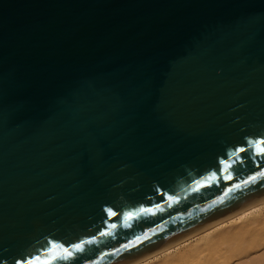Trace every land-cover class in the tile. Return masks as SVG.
Segmentation results:
<instances>
[{
	"label": "water",
	"instance_id": "95a60500",
	"mask_svg": "<svg viewBox=\"0 0 264 264\" xmlns=\"http://www.w3.org/2000/svg\"><path fill=\"white\" fill-rule=\"evenodd\" d=\"M262 148L264 0H0V264L132 262L264 196Z\"/></svg>",
	"mask_w": 264,
	"mask_h": 264
},
{
	"label": "bare ground",
	"instance_id": "6f19581e",
	"mask_svg": "<svg viewBox=\"0 0 264 264\" xmlns=\"http://www.w3.org/2000/svg\"><path fill=\"white\" fill-rule=\"evenodd\" d=\"M264 264V196L127 264Z\"/></svg>",
	"mask_w": 264,
	"mask_h": 264
},
{
	"label": "rangeland",
	"instance_id": "374dc122",
	"mask_svg": "<svg viewBox=\"0 0 264 264\" xmlns=\"http://www.w3.org/2000/svg\"><path fill=\"white\" fill-rule=\"evenodd\" d=\"M163 263H164V259L161 258V257H158V258H156V259H154L152 261H149V262H147L145 264H163Z\"/></svg>",
	"mask_w": 264,
	"mask_h": 264
},
{
	"label": "snow or ice",
	"instance_id": "6c2138e0",
	"mask_svg": "<svg viewBox=\"0 0 264 264\" xmlns=\"http://www.w3.org/2000/svg\"><path fill=\"white\" fill-rule=\"evenodd\" d=\"M261 152H264V148L261 149ZM262 175H264V173H261ZM103 235V233H102ZM68 255H71V253H68Z\"/></svg>",
	"mask_w": 264,
	"mask_h": 264
}]
</instances>
